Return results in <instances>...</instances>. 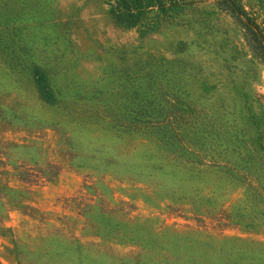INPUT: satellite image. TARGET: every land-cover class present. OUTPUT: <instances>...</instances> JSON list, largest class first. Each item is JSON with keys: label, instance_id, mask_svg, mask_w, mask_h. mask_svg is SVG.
Instances as JSON below:
<instances>
[{"label": "rangeland", "instance_id": "rangeland-1", "mask_svg": "<svg viewBox=\"0 0 264 264\" xmlns=\"http://www.w3.org/2000/svg\"><path fill=\"white\" fill-rule=\"evenodd\" d=\"M202 1L208 48L180 26L137 33L105 0H0V49L15 42L35 64L0 50V264H161L162 245L201 225L208 251L264 264V65L238 22ZM236 2L264 35L259 0ZM180 63L197 162L149 128L116 126L135 102L167 104L159 71ZM32 72L54 84L53 102ZM244 129L262 149L242 146Z\"/></svg>", "mask_w": 264, "mask_h": 264}, {"label": "trees", "instance_id": "trees-1", "mask_svg": "<svg viewBox=\"0 0 264 264\" xmlns=\"http://www.w3.org/2000/svg\"><path fill=\"white\" fill-rule=\"evenodd\" d=\"M210 1L214 12L226 11L238 22L242 28V38L251 59H255L264 65V35L260 33L257 25L245 15L236 0ZM105 3L110 15L120 22H125L127 28H131L137 33L150 29L155 22L169 26H180L200 43L206 44L205 48H208L209 36L215 32V30H212L214 24L210 11L204 8L202 0H105ZM259 4L264 12V1L259 0ZM14 44L18 45L15 42H6V45L4 42L1 44L0 50L5 51L3 52L5 57L9 56L13 60L9 62L14 66H19L18 68L20 69L34 64V61L28 64L25 63L23 59H20L19 54L14 55L12 53L14 52ZM20 49V46L17 47L18 51ZM170 61H178V59ZM184 66V64L180 63L177 66L170 65L164 72L159 71V73L167 72L171 74L170 87L174 89V92L170 93V99L167 104L162 105L155 102L150 105L149 103L139 104L135 102L128 111L133 113V117L123 123L116 124V126H122L126 130L149 128L159 134L161 138H164L166 143L173 145L175 150L179 151L181 155H185L186 160L197 162L196 160L199 159L195 157L190 141L184 135L189 125L195 127L196 121L195 119L186 121L183 118L188 109L182 101V91L175 77L184 72ZM199 67L200 65L197 69L200 70ZM155 70L156 68L153 69L152 74ZM26 80L34 85L41 100L51 103L54 98L51 94L54 84H50L39 72H32L31 77H27ZM64 87H66L65 83ZM163 111L164 113H162ZM143 115H152L153 119L151 117L149 120H142L140 116ZM159 116L161 117L159 118ZM257 138L258 132L256 130L247 133L244 129L242 138L238 141L242 143L245 149L255 151L262 149ZM205 227L204 225L199 226L197 238L191 239L183 236L171 243V245H162L164 252L161 255V264H237L235 259L223 260L221 256L218 257L215 254L214 249H211L210 252L208 248H205L207 246L204 241L205 238L213 237L211 233L206 232Z\"/></svg>", "mask_w": 264, "mask_h": 264}]
</instances>
